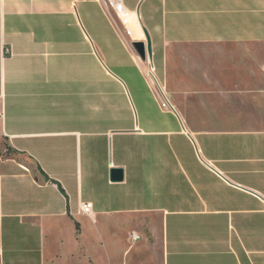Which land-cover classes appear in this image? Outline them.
<instances>
[{
  "label": "crops",
  "instance_id": "1",
  "mask_svg": "<svg viewBox=\"0 0 264 264\" xmlns=\"http://www.w3.org/2000/svg\"><path fill=\"white\" fill-rule=\"evenodd\" d=\"M123 3L175 111L103 0H0V264H264V0Z\"/></svg>",
  "mask_w": 264,
  "mask_h": 264
},
{
  "label": "built area",
  "instance_id": "2",
  "mask_svg": "<svg viewBox=\"0 0 264 264\" xmlns=\"http://www.w3.org/2000/svg\"><path fill=\"white\" fill-rule=\"evenodd\" d=\"M103 4L108 6L111 9L112 13L117 17L120 24L124 26L126 33L128 35H131L127 27L130 21L131 14L126 9L123 3V0H103ZM5 51L7 53H11L10 46L6 47ZM148 64H149L148 68H149V73H150L149 77L151 78L152 84L155 88V96L159 102L160 108L164 110L175 111L173 104L169 100V97L167 95L164 85L160 83V81L157 79L154 73V66L152 62L148 60ZM79 207H80L81 212L85 214H88L91 210V204L89 202L81 203ZM130 235L133 240H136L138 237L135 232H131Z\"/></svg>",
  "mask_w": 264,
  "mask_h": 264
},
{
  "label": "water",
  "instance_id": "3",
  "mask_svg": "<svg viewBox=\"0 0 264 264\" xmlns=\"http://www.w3.org/2000/svg\"><path fill=\"white\" fill-rule=\"evenodd\" d=\"M142 31L145 37V41L143 40H132L131 41V47L133 48L134 52L136 55L141 59V60H146L148 59L151 62V42L149 35L144 27H142ZM109 177L110 180L112 181H118L121 180L123 177V171L121 168H111L109 170Z\"/></svg>",
  "mask_w": 264,
  "mask_h": 264
},
{
  "label": "bare ground",
  "instance_id": "4",
  "mask_svg": "<svg viewBox=\"0 0 264 264\" xmlns=\"http://www.w3.org/2000/svg\"><path fill=\"white\" fill-rule=\"evenodd\" d=\"M127 27L130 31V34H132V35L135 34L136 35L135 37H142V30H141V27H140L139 22L137 20V17H135V15H131L130 21H129ZM146 60L147 61L145 63L147 64V73L150 76L149 68H148L149 67L148 59H146Z\"/></svg>",
  "mask_w": 264,
  "mask_h": 264
},
{
  "label": "trees",
  "instance_id": "5",
  "mask_svg": "<svg viewBox=\"0 0 264 264\" xmlns=\"http://www.w3.org/2000/svg\"><path fill=\"white\" fill-rule=\"evenodd\" d=\"M4 153L6 154H15L16 151L10 148L9 146H6ZM38 171L46 178L48 179L47 175L41 170V168L37 167Z\"/></svg>",
  "mask_w": 264,
  "mask_h": 264
},
{
  "label": "rangeland",
  "instance_id": "6",
  "mask_svg": "<svg viewBox=\"0 0 264 264\" xmlns=\"http://www.w3.org/2000/svg\"><path fill=\"white\" fill-rule=\"evenodd\" d=\"M142 30V29H141ZM131 36H133V37H135L136 35L135 34H131ZM142 39L141 40H143V41H145V37H144V34H143V32H142V37H141ZM131 40H134L133 38L131 39ZM136 40H140V39H136ZM154 73H155V75H156V77H158V79H160L161 78V76H160V74H159V69L158 68H156V70H155V68H154ZM161 80V79H160ZM163 84V83H162Z\"/></svg>",
  "mask_w": 264,
  "mask_h": 264
}]
</instances>
